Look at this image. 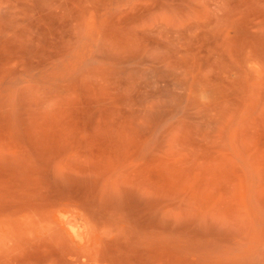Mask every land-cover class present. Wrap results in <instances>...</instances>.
Instances as JSON below:
<instances>
[{
  "label": "rangeland",
  "instance_id": "1",
  "mask_svg": "<svg viewBox=\"0 0 264 264\" xmlns=\"http://www.w3.org/2000/svg\"><path fill=\"white\" fill-rule=\"evenodd\" d=\"M0 264H264V0H0Z\"/></svg>",
  "mask_w": 264,
  "mask_h": 264
}]
</instances>
